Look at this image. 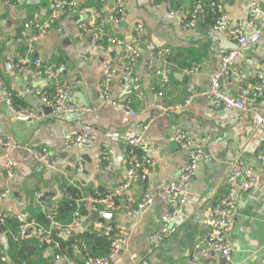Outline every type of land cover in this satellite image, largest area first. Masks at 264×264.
Masks as SVG:
<instances>
[{"label": "crops", "instance_id": "crops-1", "mask_svg": "<svg viewBox=\"0 0 264 264\" xmlns=\"http://www.w3.org/2000/svg\"><path fill=\"white\" fill-rule=\"evenodd\" d=\"M26 1H0V76L14 95L13 99H17L16 106H31L45 117L39 121L15 117L0 93V136L8 135L15 144L21 145L20 148L0 145V193L4 192L0 198V212L21 214L29 219L36 210L52 209L61 196L62 183L73 177L66 162L74 155L84 164L75 183L86 195L94 190L104 193L115 188L125 179L127 140L141 136L148 145L155 168L139 177L120 199V210L114 212V222L124 230L127 242L109 264H190L191 248L201 244L208 232L205 212L227 192L233 180L229 165L238 160L258 174L260 180L256 187L246 191L234 186L235 219L227 235L230 260L233 264H264V160L257 157L264 153V133L254 125L248 112L216 106L208 97H194L186 103L189 90L199 91L208 85L223 53L234 42L229 34L217 33L201 22L191 28L184 26L188 11L199 5L198 0H123L126 17L122 23L109 20L113 0H75L84 12H74L68 18L59 17L48 35L33 43V58L60 65L58 80L72 85V102L76 106H93L96 110L44 113L45 106L25 90L47 88L51 83L36 74L33 58L23 71L10 65L11 58L25 50V43L18 40L19 33L24 31L26 37L32 34L27 22L34 15L39 21L45 20L51 10V0H39L35 5ZM218 1L230 25L239 22L245 28L250 8L258 9L259 15L264 12V0ZM137 23L143 26L147 41L166 52L167 63L139 47L133 69L138 88L134 90L132 79L123 74L127 58L123 46L108 42L106 36L129 41ZM245 32L251 29L245 28ZM262 61L264 29L258 41L244 49L224 75L221 90L237 96L236 72L241 75L246 89L254 81L256 67ZM104 63L114 68L108 86L109 101L129 100L134 116L110 102H101ZM193 64L197 69L185 73L184 69ZM161 67L168 72V82L162 96L156 97L158 78L154 71ZM156 104L175 109L159 114ZM249 105L264 115V97ZM177 129L190 133L204 149L205 158L198 162L194 175L186 184V201L182 212L176 216V230L151 249L150 235L159 229L161 215L168 208L166 194L161 188L175 179L186 160L183 148L170 140ZM73 135H93L94 139L65 151L63 140ZM25 146L46 147L56 153L59 157L57 167L47 168L32 158ZM102 150H106L109 157L108 167L100 160ZM8 160L18 164L12 177L5 172ZM38 191L51 194L46 201L39 202ZM144 192L152 199L145 210H138ZM128 209L136 212L127 215ZM57 231L66 236L67 231ZM0 244L6 245L3 231H0ZM52 252L53 248L45 247V255ZM54 264H68V259L57 257ZM216 264L223 263L217 261Z\"/></svg>", "mask_w": 264, "mask_h": 264}, {"label": "built area", "instance_id": "built-area-1", "mask_svg": "<svg viewBox=\"0 0 264 264\" xmlns=\"http://www.w3.org/2000/svg\"><path fill=\"white\" fill-rule=\"evenodd\" d=\"M2 3H10L11 0H0ZM102 1V0H101ZM153 1V0H152ZM199 5L192 7L184 20L185 27H195L200 20V14L203 6L208 7L211 11L216 13L215 23L210 26V29L215 32H226L234 41L231 47L223 53L219 67L212 73L208 85L199 91H188L186 103L194 97H208L212 99L214 105H222L228 109H237L248 112L253 120L254 125L261 129L264 133V115H261L252 109L249 103L256 102L264 97V61L258 63L255 72V79L247 88L243 87V80L241 75L236 72V79L238 81L239 94L233 96L221 90V80L227 74L232 65L241 56L244 49L255 44L264 29V12L259 15L256 8H250V17L246 21L245 28L251 29V32L246 33L245 28L238 22L230 25L228 15L223 9V5L218 0H198ZM84 8L80 7L75 0H51V10L45 20H37V15H34L27 24L32 34L26 37L24 31L19 34V41L25 43V50L19 54H15L11 60L10 65L17 71H23L28 67L30 59L33 58L34 48L33 43L39 39L45 38L50 29L55 27L59 17H70L74 12L83 13ZM126 11L123 5V0H113V11L109 15V20L113 23H122L125 21ZM83 27V25L81 26ZM57 31L60 29L57 27ZM106 40L110 43L122 45L126 53V63L123 69V74L130 77L133 81L132 89L136 90L137 77L133 75L135 61L139 56V47H144L146 50L153 53V55L167 63V54L164 50L156 48L151 42L147 41L145 30L140 23L135 24L134 32L129 41H124L116 36H106ZM2 44H0V51ZM34 65L36 66V74L45 77L51 85L47 88H27L25 93L36 96L40 103L49 107L52 113H74L76 111L94 112L96 107L93 106H76L71 100L72 85L67 82H61L59 79L61 67L56 63H49L42 61L38 57H34ZM197 69V65H191L190 68H185V73L193 72ZM158 78V86L155 88L156 97H161L163 89L168 82V72L164 67L158 68L154 71ZM102 90L100 92L101 102H110L113 106L121 107L128 111L130 116H134V112L129 107V100L109 101L108 86L114 75V68L109 63L102 65ZM79 84L80 81H75ZM0 93L5 97L9 110L17 118H24L30 120H42L45 115L43 112L36 110L31 106H15L12 102V94L6 87L3 79L0 76ZM156 109L159 114L175 109L172 106H164L156 104ZM94 139L93 135H73L67 136L63 140V148L69 151L73 148L79 147L84 143H89ZM170 140L175 141L183 148L186 154L185 164L180 169L175 179L162 186V191L166 194L168 201V208L165 213L161 215V225L157 231L150 235L151 249L158 247L161 241L172 234L177 228L176 216L183 210L186 201V184L194 175L198 162L205 158L204 149L196 143L194 138L186 130L177 129L170 135ZM0 145L12 146L20 148L21 145L15 144L8 135L0 136ZM146 141L141 136L132 137L127 140L124 159H125V179L115 188L100 193L94 190L89 195H82L77 200V210L73 213V221L66 229H62L54 222H51V228L66 231H76L81 225V216L78 208L80 205L84 209L90 211L97 210L102 213H114L120 210V199L130 189L131 185L142 175L151 173L155 168V161L150 156ZM25 150L32 158L40 161L49 169H55L59 162V157L46 147H30L25 146ZM258 158L264 160V153L257 155ZM100 160L106 162L108 167L109 157L106 150L100 153ZM66 165L72 171L73 177L68 180V184L76 185L75 179L84 168L83 161L79 156L70 157ZM18 168V164L14 161L8 160L6 163V175L12 177ZM229 172L233 180L231 181L227 192L222 195L218 201L205 212L204 222L208 227V232L201 244H196L191 248L189 263L190 264H216L217 261H222L223 264H233L230 260V248L227 235L232 229L235 219V189L238 186L240 189L248 190L256 187L259 183L260 177L254 173L250 168L243 165L242 161L238 160L229 165ZM79 187V185H77ZM80 188V187H79ZM37 197L43 193L38 191ZM60 194L62 193L60 190ZM4 196V192L0 193V198ZM68 196V195H67ZM152 197L148 192H144L138 205V210H145ZM136 212L135 209H128L127 215H132ZM7 217H13L19 227L20 237H24L30 228L33 226V220L24 218L21 214H6L0 212V222ZM47 217L50 218L48 214ZM104 219V218H103ZM94 231L98 234L107 236L110 239L109 249L105 255L92 258L88 257L86 264H109L111 260L121 251L122 247L127 242L122 227L114 221H94ZM37 232L42 234V239L46 244L51 243L50 232L41 228ZM57 243L53 242V247H57ZM264 249V244L262 246ZM216 256V259L211 256ZM68 264H75L71 259H68Z\"/></svg>", "mask_w": 264, "mask_h": 264}, {"label": "trees", "instance_id": "trees-1", "mask_svg": "<svg viewBox=\"0 0 264 264\" xmlns=\"http://www.w3.org/2000/svg\"><path fill=\"white\" fill-rule=\"evenodd\" d=\"M216 15L208 7L203 6L199 22L210 27L215 23ZM13 98L12 94L13 104H19L17 99ZM60 190L68 196L61 194L55 206L48 211L33 212L29 218L33 220V226L24 237H20L18 223L13 217H7L2 221L6 245L0 244V264H54L57 259L54 255L71 259L75 264H86L88 257L98 258L106 254L110 239L94 231V221L86 222L90 211L84 209L82 205L78 208L81 225L73 234H68L67 231L64 237L57 233V229L51 228V222L62 229L68 228L73 221V213L77 210V200L86 195L81 188L68 184V181L62 183ZM48 214L50 218L47 217ZM98 220L104 221L102 217ZM38 228L50 232L51 243L47 246L53 248L52 254L45 255L43 235L37 232ZM53 242L58 244L57 247H53Z\"/></svg>", "mask_w": 264, "mask_h": 264}, {"label": "water", "instance_id": "water-1", "mask_svg": "<svg viewBox=\"0 0 264 264\" xmlns=\"http://www.w3.org/2000/svg\"><path fill=\"white\" fill-rule=\"evenodd\" d=\"M28 4H30V5H35V4H37L38 2H39V0H27L26 1ZM140 50V49H139ZM8 62V61H7ZM179 76H181V78H184L182 75H179ZM222 107V106H221ZM44 111V113H51L52 112V110L49 108V107H47V106H45V109L43 110ZM20 119H23V120H29V119H24V118H20ZM51 193H43L40 197H38V201L39 202H41V201H46L47 200V198H48V196L50 195ZM99 217H102V218H104V219H106V221H114V213H102V214H100L97 210H93V211H91V213H90V216L86 219V222L88 223V222H91V221H95V220H97V219H99ZM30 230H31V228H30ZM29 230V231H30ZM0 231H2V227L0 226ZM58 232V231H57ZM74 233V231H69L68 232V234H73ZM45 243V242H44ZM47 245L48 244H44V247H47ZM54 257H55V259L58 257L57 255H54ZM13 264V263H12Z\"/></svg>", "mask_w": 264, "mask_h": 264}]
</instances>
